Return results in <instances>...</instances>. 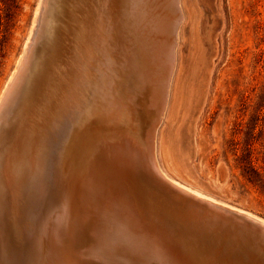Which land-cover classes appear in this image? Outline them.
Instances as JSON below:
<instances>
[{
	"label": "bare ground",
	"instance_id": "1",
	"mask_svg": "<svg viewBox=\"0 0 264 264\" xmlns=\"http://www.w3.org/2000/svg\"><path fill=\"white\" fill-rule=\"evenodd\" d=\"M42 5L35 47L16 63L18 70L0 95V240L5 234L12 239L17 255L23 251V264H76L75 254L89 256L80 264H264L263 234L246 227L243 233L252 241L241 242L231 240L223 228H210L211 238L204 236L197 229L204 220L184 209L182 199L153 193L157 205L146 202V173L134 174L139 166L130 149L126 158L115 155H127L114 138L128 139L130 130L122 127L136 121L123 102L126 84L127 98L137 100L136 109L148 121L147 143L161 176L183 193L240 214L264 230L263 218L180 183L159 165L155 135L176 62L180 0H42ZM111 47L119 48L120 60H113ZM178 56L182 64L181 49ZM181 64L173 106L181 98ZM202 95L205 91H198L196 101ZM118 164L119 174H110ZM52 198L61 201L45 226L43 258L24 237L29 230L24 226L35 229ZM146 204L155 212L162 206L163 217L167 212L184 220L189 234L183 240L206 263L187 251L167 253L172 233L146 229L152 216ZM181 232L175 235L178 240ZM4 250L0 242V264H9Z\"/></svg>",
	"mask_w": 264,
	"mask_h": 264
},
{
	"label": "rangeland",
	"instance_id": "2",
	"mask_svg": "<svg viewBox=\"0 0 264 264\" xmlns=\"http://www.w3.org/2000/svg\"><path fill=\"white\" fill-rule=\"evenodd\" d=\"M40 2L15 0L7 30L4 25L0 27V95L27 47ZM180 8L183 21L178 29L176 62L155 135L159 165L180 183L264 219V0H180ZM118 49H112L115 61L121 59ZM180 64L182 99L173 106V86ZM125 85L123 102L145 131V114L136 109L137 100L133 103L127 98ZM201 90L205 96L196 101ZM49 201L43 218L33 225L35 229L24 226L26 231L29 228L25 235L31 233L43 258L45 230L61 198L55 202L56 209L55 200ZM73 254L71 251V258ZM75 255L76 264L89 258Z\"/></svg>",
	"mask_w": 264,
	"mask_h": 264
},
{
	"label": "water",
	"instance_id": "3",
	"mask_svg": "<svg viewBox=\"0 0 264 264\" xmlns=\"http://www.w3.org/2000/svg\"><path fill=\"white\" fill-rule=\"evenodd\" d=\"M42 6L43 5H42V0H41L39 8H38V12L36 16L34 17V21H33L34 27L32 29V34L29 38V42L26 43L27 47L25 48L23 54L18 60V63L25 56V53L27 52V48H29L30 50L33 48V46L35 47L34 41H35V37H37L38 31L40 28L41 11L43 9ZM17 70H18V67L15 66L14 72ZM12 74H10L9 78H11ZM122 128L123 130H126V131L130 130L127 132L128 139H126V136L121 137L120 135H118V137L114 138V141L116 142L117 140H119L120 142L119 145L125 147L124 152L126 151L127 155L125 154H122V155L115 154V155L117 156V158H121V157L126 158V156L127 157L130 156L129 151L131 150V153H132L131 156L135 162L134 164L139 166V169L136 168L138 172L134 174H145L146 173V202H148L149 204L157 205V203L159 202V198H156V199L154 198V196L157 193L166 195L167 197H170L171 199H175L172 195L176 196L180 200L182 199V201H184V206H185L184 209H186L189 212L195 211L197 214H195L194 218L204 220V223H200L197 226V229L201 233H203L204 236L208 238H211V234L208 231L210 228L216 229V230L223 228L226 234H229V233L231 234V240L237 239L241 242L242 240L244 241L248 240L247 234L243 233V229L246 227L253 228L255 232H257L258 234L264 235V230L259 228L257 225L251 223L244 216H241L240 214H235V213H228L226 211H223L217 208H212L206 202H203L199 199H196L180 191L179 188L173 185L169 180L162 177L159 170L154 166V163L152 161V156L150 154V149L147 143V138H146L147 130L141 131L140 127H138L135 121H133V125H129L128 127H122ZM118 131H121V129ZM119 134H121V132ZM99 145H101V143ZM95 150L97 151V147L95 148ZM117 158L115 160L116 162L118 161ZM118 167H117L118 171H116L117 168L116 169L113 168V172L111 170L110 174H119V172L121 171L119 164H118ZM139 180L140 181L138 182L140 183L141 179ZM153 193H155V195ZM152 194L154 196H152ZM169 199L166 198V201L170 202ZM159 205H161V203H159ZM153 207L149 208L148 205L146 204V214L152 213V216L148 217L149 219H146V229L148 231L151 230L152 233L154 232L159 235H165V234L172 233V235L169 236L168 238L171 241V243H169L171 245V248L169 251H166V252L168 253L171 251V253L178 252L180 254V253H184L187 251L188 253L195 255L197 257L198 262L202 261L204 259L203 256L194 252L193 248L192 249L188 248V246L186 245L188 242H185L183 240V236L185 235V237H187V234H189L185 228V226H187L186 222L180 219L178 216L174 217L175 215L168 214L167 212H165V215L167 216L163 217L162 212L164 208L161 206L159 207V210L155 212V211H152L154 209ZM206 219H209V220L206 221ZM177 228H179V230L182 231L180 233V237H182L180 238V240H178L177 236H175L177 235L179 231ZM24 237L32 240L31 237L28 235ZM248 241L251 242L252 237H250ZM0 242L5 249L4 250L5 255L3 257L5 261L7 257L9 264H23L24 262L23 251L21 255H17L16 251L13 250L12 245L14 243L11 238H8V236H6L5 234L4 238H2ZM178 245H179V250L177 249ZM0 259H1V256H0ZM205 263H206V260H205Z\"/></svg>",
	"mask_w": 264,
	"mask_h": 264
},
{
	"label": "trees",
	"instance_id": "4",
	"mask_svg": "<svg viewBox=\"0 0 264 264\" xmlns=\"http://www.w3.org/2000/svg\"><path fill=\"white\" fill-rule=\"evenodd\" d=\"M0 2L2 3V6H0V27L2 25L5 26V31L7 30V19L10 16V11L12 9L13 3L15 2V0H0ZM1 10H3V15ZM3 19V21H2Z\"/></svg>",
	"mask_w": 264,
	"mask_h": 264
}]
</instances>
